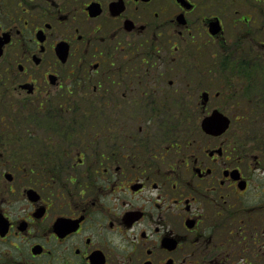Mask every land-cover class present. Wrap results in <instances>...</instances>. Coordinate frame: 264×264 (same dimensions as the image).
<instances>
[{"label": "flooded vegetation", "instance_id": "af4514ba", "mask_svg": "<svg viewBox=\"0 0 264 264\" xmlns=\"http://www.w3.org/2000/svg\"><path fill=\"white\" fill-rule=\"evenodd\" d=\"M263 33L264 0H0V264H264V179L226 137L263 81L186 76L264 65Z\"/></svg>", "mask_w": 264, "mask_h": 264}, {"label": "rangeland", "instance_id": "374dc122", "mask_svg": "<svg viewBox=\"0 0 264 264\" xmlns=\"http://www.w3.org/2000/svg\"><path fill=\"white\" fill-rule=\"evenodd\" d=\"M263 38H264V33H263ZM262 51L264 52V49H262ZM1 66V65H0ZM208 65H197V67H201L204 69V67H206ZM264 66V65H263ZM195 65H192V66H189L187 67L186 69V76L189 77V78H194V77H199V78H208V84L207 86L205 87H211V84H213V87H214V84H216L215 86V89H219V91H221V93L223 94H231L233 93L234 91L238 90L240 88V91L243 89L242 85L241 84L243 82V79H246L243 75V72H239V71H234L230 74H232L231 76H229V83L228 84H223V85H218L219 81L221 79H218L217 81L215 80L214 81V78L217 77L216 75L214 74H211V73H208V74H202V73H197L200 71L199 68H197ZM205 70V69H204ZM264 74V69L262 70V75ZM218 77H223V76H220V74H218ZM217 77V78H218ZM226 77V76H225ZM227 78V77H226ZM213 91V94H214V89H212ZM16 95V94H15ZM210 101L208 102V106H209V109L210 111L214 108V101L217 102V106H219L221 109L227 111L229 107V102H225V101H222V98H216V97H210ZM16 102L18 101H15L14 104H13V107L11 108H20V106L18 104H16ZM26 105V104H25ZM25 108H29V106H24ZM226 108V109H225ZM240 120L242 119L241 116L238 117ZM245 124H244V123ZM249 124V120L247 119H243V121L241 120L239 122V120H236V124L232 125V128L231 130L229 131V133L226 134V137H230V139H238L239 137V134H240V131H241V128L240 126H248ZM233 126H235V130L237 132L234 133L233 131ZM255 133L254 134H261V132L263 131L264 132V115L262 114L260 117H257L256 118V124H255ZM257 129V130H256ZM204 137V136H203ZM203 139V144H206L208 145L209 143H212L213 142V139H209V138H202ZM220 140H223L225 141L226 138L224 139H220ZM231 143V141H230ZM247 145H250L249 143H247ZM251 147V146H249ZM251 152H248V156H249V160H250V166L248 168L249 170V174H252V175H255L257 178L259 179H264V169H260L258 167H255L253 165V162L257 159H259L261 161L262 164H264V149H251L250 150ZM259 155V156H258ZM256 156V158H255Z\"/></svg>", "mask_w": 264, "mask_h": 264}, {"label": "trees", "instance_id": "16d2710c", "mask_svg": "<svg viewBox=\"0 0 264 264\" xmlns=\"http://www.w3.org/2000/svg\"><path fill=\"white\" fill-rule=\"evenodd\" d=\"M217 69L219 74L224 77H229L232 75L230 73L239 71L240 73L243 72V75L247 78H257L263 81L261 82L263 89L259 91L258 94H264V74L262 75V70L264 69L263 65H218ZM257 86H259V84ZM259 114L264 115V109H262ZM256 118L257 117L246 118L249 120V124L246 126L245 132H243L241 136L244 142H248L252 145V149H264V132L262 131L261 134H254Z\"/></svg>", "mask_w": 264, "mask_h": 264}, {"label": "water", "instance_id": "95a60500", "mask_svg": "<svg viewBox=\"0 0 264 264\" xmlns=\"http://www.w3.org/2000/svg\"><path fill=\"white\" fill-rule=\"evenodd\" d=\"M212 31L214 32V23H212ZM204 99L206 100L208 94L204 92ZM229 118L218 111H213L210 115L204 117L201 121V126L207 133L221 134L229 126Z\"/></svg>", "mask_w": 264, "mask_h": 264}]
</instances>
